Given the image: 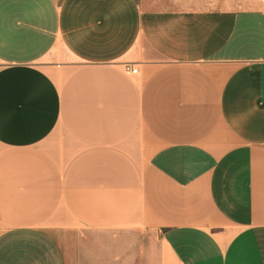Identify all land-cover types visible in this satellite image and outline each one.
<instances>
[{"label": "crops", "instance_id": "crops-1", "mask_svg": "<svg viewBox=\"0 0 264 264\" xmlns=\"http://www.w3.org/2000/svg\"><path fill=\"white\" fill-rule=\"evenodd\" d=\"M87 243L264 264V0H0V264Z\"/></svg>", "mask_w": 264, "mask_h": 264}, {"label": "rangeland", "instance_id": "rangeland-1", "mask_svg": "<svg viewBox=\"0 0 264 264\" xmlns=\"http://www.w3.org/2000/svg\"><path fill=\"white\" fill-rule=\"evenodd\" d=\"M111 240L107 239L105 240V244L110 245ZM125 244L124 242H121V247ZM111 245H115L112 243ZM124 247V246H123ZM120 247H118L119 249ZM108 254H112L110 250H105L101 245L97 244V248L93 246L91 243H87L86 245H83V249L79 250L78 252H74V256H76L73 260V264H113L111 259L108 256ZM124 252L117 255V258H115V261L117 264H141V261L138 259H128L123 258Z\"/></svg>", "mask_w": 264, "mask_h": 264}, {"label": "built area", "instance_id": "built-area-1", "mask_svg": "<svg viewBox=\"0 0 264 264\" xmlns=\"http://www.w3.org/2000/svg\"><path fill=\"white\" fill-rule=\"evenodd\" d=\"M127 69H128V71H131L133 73L137 72V68L136 67H130V66H128Z\"/></svg>", "mask_w": 264, "mask_h": 264}]
</instances>
